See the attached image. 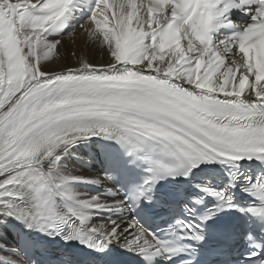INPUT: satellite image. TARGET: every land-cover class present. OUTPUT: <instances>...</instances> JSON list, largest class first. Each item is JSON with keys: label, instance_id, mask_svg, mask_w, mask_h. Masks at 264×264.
<instances>
[{"label": "snow or ice", "instance_id": "1", "mask_svg": "<svg viewBox=\"0 0 264 264\" xmlns=\"http://www.w3.org/2000/svg\"><path fill=\"white\" fill-rule=\"evenodd\" d=\"M76 4L0 0V224L11 218L96 252L111 242L146 259L181 251L128 212L141 200L152 202L160 179L187 177L201 162L264 163V0H122L111 6L92 0L88 18L68 33L81 29L106 59L82 57L75 67L50 70L64 35L49 40L44 33ZM233 8L250 12V20L214 39L217 26L232 23ZM81 142L95 143L99 158L69 151ZM119 150L151 161L139 183L124 176L126 187L109 186ZM65 157L87 166L99 162L101 171H64ZM76 184L103 190L78 192ZM244 190L264 201V179ZM202 191L219 204L199 216L201 222L237 207L223 190ZM202 199L193 198L197 205ZM248 211L264 216V207ZM102 213L108 223L93 225L90 216ZM176 225L178 239H203L196 220ZM63 226L75 230L63 234ZM0 249V264H23L19 247ZM248 255L251 264H264V258L251 260L258 253Z\"/></svg>", "mask_w": 264, "mask_h": 264}, {"label": "bare ground", "instance_id": "2", "mask_svg": "<svg viewBox=\"0 0 264 264\" xmlns=\"http://www.w3.org/2000/svg\"><path fill=\"white\" fill-rule=\"evenodd\" d=\"M123 2L126 3V0H123ZM134 3L139 4L140 2H138L137 0H134ZM80 34H84L85 38H86V34L81 29L77 28L74 35H80ZM51 39H59V38H49V40H51ZM84 42L87 43L90 41L87 38L85 40H83L82 42L80 39L79 40H72V39L66 38V35H64L62 46L58 49L57 52H55L53 54L52 60L50 62H48L49 69L50 70H60L64 66L75 67V66H77V61L82 57L88 59L90 62H93V63H100L106 59L104 52L101 51L98 46L91 45V47L89 49H85L83 47ZM73 146L78 147V144H75ZM72 147L69 149V151L75 152L78 155V151L76 150L77 148H72ZM63 164H64V168H63L64 171H70V172H74L77 170L79 172H85L86 171L84 169L77 168V163L74 160V158L65 157L63 160ZM73 187L76 191L83 192V191L77 189L75 187V185H73ZM92 217H93V215L90 216L89 219L93 225L99 226L101 224L106 225L108 223V222H95V221H93V219H91ZM7 233H9V232L7 231L6 228H4V225L0 224V243L7 245V247L9 248L10 237ZM115 243L120 244L117 242H115ZM2 250L3 249H0V251H2Z\"/></svg>", "mask_w": 264, "mask_h": 264}, {"label": "rangeland", "instance_id": "3", "mask_svg": "<svg viewBox=\"0 0 264 264\" xmlns=\"http://www.w3.org/2000/svg\"><path fill=\"white\" fill-rule=\"evenodd\" d=\"M66 35V38H68V39H72V40H81V42L83 41V40H85L86 38H85V35L84 34H80V35H74V34H72V35H69V33L68 34H65ZM91 42H84L83 43V47L85 48V49H89L90 47H91Z\"/></svg>", "mask_w": 264, "mask_h": 264}]
</instances>
